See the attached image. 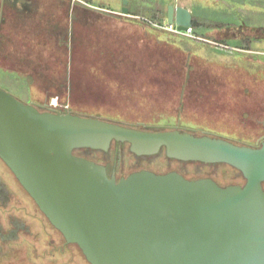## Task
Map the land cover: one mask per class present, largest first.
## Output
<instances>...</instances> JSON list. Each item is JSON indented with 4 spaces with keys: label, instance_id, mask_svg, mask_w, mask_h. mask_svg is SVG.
<instances>
[{
    "label": "rangeland",
    "instance_id": "obj_1",
    "mask_svg": "<svg viewBox=\"0 0 264 264\" xmlns=\"http://www.w3.org/2000/svg\"><path fill=\"white\" fill-rule=\"evenodd\" d=\"M62 1L40 0L41 10L29 27L32 33L14 37L12 43L3 42V53L9 57L2 66L17 71L18 83L10 81L12 74L2 71L0 86L25 95L20 101L46 110L43 112H69L129 128L142 123L224 139L238 146L254 147L258 137L264 136L263 128L253 124L255 119L264 118V0H182L196 17V39L160 28L170 26L165 13L156 21L141 16L160 26L150 27L153 23L148 22L145 32L138 22L129 26L132 21H123L124 15L110 18L118 27L105 18L97 23L105 35L89 20L90 29L74 24L72 51L54 37V33L59 34L57 27L59 31L70 28L69 0ZM78 1L116 13L128 0ZM162 1L165 9L169 4L176 6L179 0ZM60 38L65 44L68 35ZM145 47L153 56L159 54L158 49L163 51L168 64L161 61L156 66L162 68L146 73L144 65L154 61L146 60L142 53ZM185 58L205 73L202 86L180 90L178 75L167 66L172 61L176 66ZM79 69L80 77L74 73ZM117 70L121 75H115ZM136 71L140 73L134 74ZM160 79L171 82L161 84ZM76 83L80 86L75 93L80 98L70 99L68 91ZM89 152L75 154L111 171L117 169L118 180L145 170L160 175L176 172L188 180L208 178L221 187L244 184L234 168L179 162L165 152L138 157L129 146L118 144L107 154ZM0 264H90L78 246L66 244L1 159Z\"/></svg>",
    "mask_w": 264,
    "mask_h": 264
},
{
    "label": "water",
    "instance_id": "obj_2",
    "mask_svg": "<svg viewBox=\"0 0 264 264\" xmlns=\"http://www.w3.org/2000/svg\"><path fill=\"white\" fill-rule=\"evenodd\" d=\"M124 5L122 15L129 16L128 1ZM167 22L187 31L193 15L170 5ZM260 140L238 146L178 130L148 132L42 112L0 88V159L90 264H264ZM114 141L130 144L137 156L165 149L171 160L226 165L245 183L221 187L208 178L145 170L117 182L104 166L75 154L108 152Z\"/></svg>",
    "mask_w": 264,
    "mask_h": 264
},
{
    "label": "flooded vegetation",
    "instance_id": "obj_3",
    "mask_svg": "<svg viewBox=\"0 0 264 264\" xmlns=\"http://www.w3.org/2000/svg\"><path fill=\"white\" fill-rule=\"evenodd\" d=\"M62 2L65 3L64 0ZM68 4H69V14H70V22H71L70 28L69 29L67 28V30L59 31L58 27H57L56 31H58L59 34L54 33L55 34L54 37L55 38L58 37V40L61 43V45H66L69 49H71V42H72V38H73V34H74L73 30H74V26H75L74 24H77L79 27H85V26H88V24H89L88 15L86 18L81 17V15L78 13V9L84 8L85 10L95 11L98 14L100 12H101V14L111 13V12H106V11H103L102 9H93V8L89 7L88 4L80 2L78 0H69ZM82 4H84L86 6H84ZM40 10H41L40 0H0V82H2L1 80L3 79L2 71H5L6 73H10L13 76L17 72L15 70L7 71L2 66L3 63H5L9 57L8 53H3V42L12 43L13 42L12 39L14 37H18L19 35L29 36L32 33L31 28H29V27L34 25L35 15L38 14L40 12ZM72 12H75V16L73 15V17H72ZM119 15H122V13H119ZM124 16H126V15H124ZM129 16H127V17H129ZM66 35H68V39L65 40V42H66L65 44L64 43L62 44V42H64V39L63 40H62V38L59 39V36L65 37ZM71 51H72V49H71ZM11 61H13V60H11ZM68 73H69V71H68ZM10 81L18 83L17 78L15 76L12 79H10ZM28 83L29 82H27V86L29 88L30 85ZM0 88L9 92L18 100H21L22 98L26 97L25 95H20V94L14 93L9 87L5 88L3 86H0ZM30 89H31V87H30ZM71 89H69V91H68L69 96L71 94V96L69 97L70 99L73 98L74 95H76L75 91H76L77 87L71 88ZM26 104H28V103H26ZM38 109L42 112L46 111L44 109H40V108H38ZM63 113H66V112H63ZM67 113H69V112H67ZM60 114H62V113H60ZM253 120H252V122H253ZM253 124L258 125L257 126L258 128L262 127L263 128L262 131H264V118L262 120H256L255 119V122ZM134 129L141 130V131H148V132H161V131L170 130V128H168V129H157L156 127L143 126L142 123H138V125ZM180 132H182V131H180ZM187 133L192 134V132H187ZM261 138H262L261 136L258 137V139L255 141V146ZM262 141L263 140L259 141V145L262 143ZM113 144H115V145L118 144V145H122V146L127 145V146H129V150H130V144H128V143L114 141L112 143V146H113ZM112 146H111V148H112ZM111 148H110V150H111ZM92 152H97V151H90L89 153H92ZM99 152L107 154V152H102V151H99ZM162 152H165V149H162V151L160 153H162ZM152 156H156V155L138 156V157H152ZM102 166H104L106 168L109 178H115L117 180V182L121 180V179L118 180L116 177V170L117 169H115L114 171L112 170L114 172V173H112L111 169H109L106 165L102 164ZM1 187H3V186L1 185Z\"/></svg>",
    "mask_w": 264,
    "mask_h": 264
},
{
    "label": "trees",
    "instance_id": "obj_4",
    "mask_svg": "<svg viewBox=\"0 0 264 264\" xmlns=\"http://www.w3.org/2000/svg\"><path fill=\"white\" fill-rule=\"evenodd\" d=\"M78 13L81 15V13L83 14V16H81V17H83V18H86L87 17V15H88V19L89 20H93L92 21V26H94L95 25V27H94V29L96 30V31H100L101 32V34H102V32H103V34L105 35V33L104 32H106L105 31V29L104 28H102V27H100V26H98V24L97 23H100V22H102L103 21V15L102 14H98L97 12H95V11H92V10H85L84 8H80V9H78ZM94 14H95V17H94V19H91V17H93L94 16ZM97 15H99V16H97ZM165 15H166V12H165ZM155 21H156V18H153ZM166 19V18H165ZM100 20V21H99ZM129 20V19H128ZM138 20V19H137ZM137 20H131L130 19V21H132L131 22V24H129V26H131L132 24H134L133 23V21H135V22H138V23H140V24H143L144 26L143 27H141L142 28V30H143V32H145V31H147V28L148 27H146V25L148 24V22L149 23H153V24H156V22L154 21V20H152V19H148V18H144V17H140L139 18V21H137ZM165 21H167V19L165 20ZM109 23V22H108ZM159 23H161V22H159ZM109 24H112L113 26H115L112 22H110ZM153 24H148V26H150V27H154V28H157V27H155ZM92 26H91V24H90V21H89V24H88V26H85V27H88V29H90V28H92ZM115 27H118V26H115ZM121 27H123V25L122 26H120V28ZM192 27H193V29L194 28H196L197 27V23H196V21H194L193 22V25H192ZM149 29V28H148ZM97 37H99V36H97ZM144 46V45H143ZM142 46V47H143ZM146 46V45H145ZM146 48L147 47H145V50H146ZM150 48H152V47H150ZM145 52V56H146V60L147 61H150V60H152L153 59V61H154V63H153V65H148V64H146V65H144V67H145V70H146V73H148V74H150V73H153V72H157L160 68H162V66H156V64H158V63H160L161 64V61L164 63V64H168L167 63V59L168 58H166L167 56H164L163 55V51L161 52V51H159V49H158V52H159V54H157V56H153L152 54H151V52H149L148 50H146V51H142V53H144ZM170 62V61H169ZM174 61H172V63L170 62V64L167 66V68H171V70L176 74V75H178V79L180 80V90H181V88H183L184 90L185 89H187L186 87L188 86V88H190V90H192V88H195V87H197V85H200V86H202V82H204L205 80H206V77L204 76V72L198 67V66H195V65H191V64H189L188 63V58H185L182 62H179L178 63V65H173L174 63H173ZM120 64H118L117 66H119ZM95 66V65H94ZM97 67H100V68H103V66H97ZM105 68V67H104ZM116 68H119V67H116ZM159 68V69H158ZM77 70V69H76ZM101 72H103V69H101ZM118 72H119V70H117V73L115 74V75H117L118 74ZM138 71H136V72H134V74H136ZM75 73V76H81V71H80V69H79V71H75L74 72ZM122 73V72H121ZM138 73H140V71L138 72ZM71 74H72V72H71ZM118 75H121V74H118ZM122 75H126V74H122ZM151 78H152V76H150ZM207 78L208 79H210V77H208L207 76ZM135 80V79H134ZM160 82H161V84L162 83H170L169 81H164V80H161L160 79ZM211 81L209 80V82L208 83H210ZM208 83H206V84H208ZM144 84V83H143ZM78 86H80V85H78L77 83H76V87L78 88ZM179 86V85H178ZM200 88V87H199ZM185 93H186V91H185ZM84 95L82 94V97H83ZM80 97H79V95H74V97L72 98V99H79ZM79 101V100H78ZM81 152H85V153H87V152H89V151H85V150H81V151H76V154L78 153H81ZM80 156V155H79ZM232 168V167H231ZM244 183H245V181H244Z\"/></svg>",
    "mask_w": 264,
    "mask_h": 264
},
{
    "label": "crops",
    "instance_id": "obj_5",
    "mask_svg": "<svg viewBox=\"0 0 264 264\" xmlns=\"http://www.w3.org/2000/svg\"><path fill=\"white\" fill-rule=\"evenodd\" d=\"M128 9H129V17H121V15H119V13H122V11H115L116 13L109 11L111 13H103L102 17L107 19V20H115L116 18H122L123 21L127 22L130 21V19L134 20L137 19V17H141V16H145V17H149V18H161L163 16V14L166 12V15L164 17H166L167 19V12H168V7L170 6L167 5V7H165V9H163V1L162 0H146V1H140V0H128ZM178 0H176L177 2ZM122 2V0H121ZM176 6H183L185 8H187L188 10H190L187 5L181 0L178 1V3L175 4ZM124 7V5H122ZM148 9V10H147ZM145 10H147L148 12H146ZM190 12L193 15V22L195 21L196 17L194 16L193 12L190 10ZM101 14V12L99 13ZM110 14V15H109ZM81 16H83V14L81 13ZM99 16V15H97ZM120 16V17H118ZM135 16V17H134ZM95 14L93 17H91V19H94ZM126 19H129L126 21ZM107 21V22H112V21ZM121 19H119L118 21H120ZM131 22V21H130ZM114 23V22H112Z\"/></svg>",
    "mask_w": 264,
    "mask_h": 264
},
{
    "label": "built area",
    "instance_id": "obj_6",
    "mask_svg": "<svg viewBox=\"0 0 264 264\" xmlns=\"http://www.w3.org/2000/svg\"><path fill=\"white\" fill-rule=\"evenodd\" d=\"M137 19H139V17H137ZM154 25H155V27H160L159 25L156 26L157 24H154ZM160 28L164 29L165 31H167L171 34L182 35V36L193 38V39L197 38L195 36L193 27L188 28L187 31H179L174 25H170V26L165 27V28L164 27H160Z\"/></svg>",
    "mask_w": 264,
    "mask_h": 264
}]
</instances>
